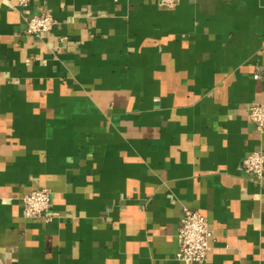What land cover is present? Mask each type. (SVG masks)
<instances>
[{
  "label": "crops",
  "instance_id": "1",
  "mask_svg": "<svg viewBox=\"0 0 264 264\" xmlns=\"http://www.w3.org/2000/svg\"><path fill=\"white\" fill-rule=\"evenodd\" d=\"M261 102L264 0H0V264H264V181L240 168ZM40 187L49 221L21 213ZM183 208L202 262L174 256Z\"/></svg>",
  "mask_w": 264,
  "mask_h": 264
},
{
  "label": "built area",
  "instance_id": "2",
  "mask_svg": "<svg viewBox=\"0 0 264 264\" xmlns=\"http://www.w3.org/2000/svg\"><path fill=\"white\" fill-rule=\"evenodd\" d=\"M20 8L28 6L29 0H15ZM165 8L174 7L178 0H157ZM55 20L49 12L31 14L26 18L25 33L32 36L51 32ZM256 78L257 75H254ZM248 118L257 131L264 134V102L248 106ZM240 168L261 183L264 181V154L261 150H253L242 160ZM22 216L49 221L48 210L51 205L49 190L44 187L34 189L22 197ZM211 233L206 218L198 211L183 208L180 226L177 230V249L175 258L184 262H202L206 258L208 239Z\"/></svg>",
  "mask_w": 264,
  "mask_h": 264
}]
</instances>
